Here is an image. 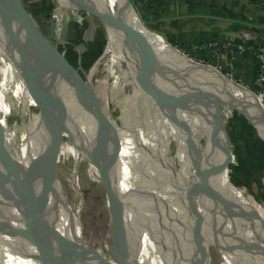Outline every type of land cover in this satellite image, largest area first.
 <instances>
[{
    "label": "bare ground",
    "instance_id": "bare-ground-1",
    "mask_svg": "<svg viewBox=\"0 0 264 264\" xmlns=\"http://www.w3.org/2000/svg\"><path fill=\"white\" fill-rule=\"evenodd\" d=\"M92 1L101 10L114 12L135 35L144 39L143 48L157 57L162 68L161 72L150 77L152 87L140 84L137 53L128 48L122 32L106 28L107 49L98 71L103 67L109 73L110 130L122 141V151L117 152V164L111 171L106 168L107 164L95 161L91 143L95 139V117L79 101L68 78H58L55 85L56 91L65 90L71 98V101H65L68 121L63 122L67 130L55 125L54 118L45 110L49 100L48 87L54 82L53 69L43 63L38 49L33 58L35 65L39 64L38 68L29 60H23L25 51L21 42L25 44V34L18 26L15 11L0 0V174H6L8 168L17 172L37 206L45 209L50 222L81 248L79 252L83 257L79 264L110 263L84 255L85 237L78 210L69 203L60 180L52 175L53 172L39 171V164L53 169L59 155L72 156L76 163L85 159L100 176L110 175L116 180L120 196L110 194L115 205L111 215L128 264H189L194 259L189 241L192 240L196 218L187 216L184 202L196 210L198 219L203 213L210 217L211 212L205 210L212 207L213 189L224 196V201L214 209V217H219L223 223L222 215L228 205L234 214L231 229L233 232L236 229L239 239L246 241V246L255 252L252 260L239 253L240 262L263 264L264 226L255 217L257 215L231 199L229 163L223 172L209 175V186L205 183L206 170L227 159L211 141L210 109L205 106L208 98L202 100L201 96H207L213 89L221 90L222 109H226L223 111L225 125L231 122L230 113L239 110L257 127L264 129L262 99L227 77L218 75V79L211 71L195 70L189 59L139 18L129 0ZM44 66H48V70ZM42 71L49 72L52 82ZM94 84L102 85V78L97 77ZM155 86L168 87L156 90ZM61 93L59 95L64 99L66 93ZM251 105L256 107L253 109L256 119ZM73 122L81 129L74 127ZM91 124L94 128L89 133ZM179 145L182 147L181 168L174 162L177 150L180 151ZM177 172H181V176L175 178L177 183H173ZM74 187L79 188L76 180ZM144 189L160 206L169 202L170 217H178L185 226L178 233L169 227V232L177 236L176 241L165 238L160 226L163 224L160 222L162 210L155 209L151 196ZM163 191L168 195L161 194ZM45 195L48 196L44 202ZM4 197H9L15 211L0 213V264H50L51 261L65 264L58 260L61 256L56 250L55 233L48 228L33 231L36 234L41 232L39 243L34 247L23 235L20 251L14 258L10 255V248L19 235L14 228L22 229L23 225L14 190L8 182H0V203ZM126 197L129 202H126ZM133 231H137L134 248L131 246L134 243ZM213 235L212 219L203 231L205 248L209 252ZM224 245L225 249L230 248V244ZM173 246L178 256L173 255ZM44 247L47 250L46 262L43 260ZM218 255L219 248L209 253V264H215L213 259ZM222 257L224 264H235L231 255Z\"/></svg>",
    "mask_w": 264,
    "mask_h": 264
},
{
    "label": "water",
    "instance_id": "water-1",
    "mask_svg": "<svg viewBox=\"0 0 264 264\" xmlns=\"http://www.w3.org/2000/svg\"><path fill=\"white\" fill-rule=\"evenodd\" d=\"M67 1L69 2L70 6L81 8L97 17L104 24L105 29L107 27H111L122 32L128 48L132 49L133 52H136L138 56L139 63L137 79L139 83L148 88L152 87L150 84V77L154 73L161 72L162 68L159 66L157 57L154 54H151L148 49L143 48L145 47L143 43H145L146 41L144 39H141L140 36L138 37L137 35H135V33H133L114 12L101 10L92 0H72L75 3H72L70 0ZM3 2L6 5H9L18 13L19 18L22 22V29L25 32L24 42L26 47L30 49L40 50L43 56V63L49 65L53 69L52 76L54 77V82L48 87L49 100L48 106L45 108V110H47L49 114L54 118L55 125H58L61 129L67 130V125L63 121H68V109L65 100L59 95L58 91H56L55 85L56 81L60 77L64 78L65 80L69 78L71 81H73V83L75 84L74 87L76 89L77 98L82 103V105L86 107V109L95 117L96 120L94 139L96 148L92 151L95 161L97 163L107 164L106 168L113 171L115 167V159L119 160L117 152L122 151V141L118 136L111 133L110 119L103 112L101 102L99 101L97 93L94 89L93 82H90L89 78L83 70L75 68L59 51V49L49 42V40L39 29L35 19L33 18V15L28 10L23 0H3ZM129 4L133 7L131 0H129ZM24 51L26 53L24 52L23 60L25 62L29 60V62L35 65L32 56L29 55V51ZM186 58L191 61L190 58ZM191 63L193 62L191 61ZM193 64L196 67L195 70H208L213 72V75L215 77H217L218 79L220 78L218 77V75H221L220 72L213 66L207 64ZM47 73L49 74L48 71ZM188 73L189 72H187V74ZM215 86L216 88L219 87L217 81L215 82ZM221 94V90L213 89L210 93L207 94V96L203 94L201 98L202 100H204L205 97L206 99L208 98L205 106L206 108L210 109L209 120L212 124L211 141L221 153L225 152L228 154L229 151L226 148V144L224 145L222 141V134L224 135V132L227 129L225 127L222 116ZM232 157L233 156H230L227 161L222 159L220 163L206 170L205 183L208 186L209 175H211L212 173L217 174L223 172L227 168L228 163L232 161ZM60 158L61 155L58 156L57 163L55 164L53 169L45 167L44 164H39V171L44 170L45 172L50 174L53 172L52 175L57 177V167L58 163L60 162ZM100 178L105 188L107 201L110 194H116L120 196V193L118 191V184L112 176H100ZM0 182H8L11 184L14 190L16 202L18 203L21 211L20 213L23 229L14 228V232L28 237L30 245L34 247L39 243L41 232L38 231V234H36L33 231L38 229H41L43 231L44 228L51 229L55 233V245L57 246L56 250L60 253L61 256L60 258H58L59 262H64L65 264H79L83 257V254L79 252V249L81 248L74 242L69 240V238L64 234L59 232L58 228L52 222H50L45 209L39 208L37 206L27 186L19 178L17 172L15 170L13 171L11 168H8V172L6 174H0ZM144 191L148 193L151 198H153V195L148 190L144 189ZM161 194L168 195L166 191L161 192ZM47 196L48 195L44 196V202L47 201ZM155 197L158 196L155 195ZM211 198V201L213 202L212 207L210 208V210H205L206 212H211L210 217L203 213L202 218L199 219L197 217L198 214L196 210L191 206V204L187 203V201L184 202V206L188 213L187 216H189V218H196L194 224V233L192 235V240L195 247L193 249L194 259H191L189 264L207 263L209 253L207 250L208 248H205V238L203 236V231L214 218V209L216 205L224 201L223 194L217 189H213ZM161 207L162 213L160 222L163 223L161 224V228L163 229L166 238H169L171 242H174L177 240V236L172 232H169L170 226L167 223L171 214L170 204L169 202H165V204H162ZM226 209L227 211L232 213V211L229 210L230 208L228 207V205H226ZM108 210L111 221V237L113 247L114 249H118L120 253L117 261L120 264H128L123 244L117 238L116 231L111 220L109 202ZM88 248L82 249L84 251H88V253H95L97 259L100 262L104 261L106 263L112 264V262L104 257L97 249L91 247V245ZM50 264L54 263L51 261Z\"/></svg>",
    "mask_w": 264,
    "mask_h": 264
},
{
    "label": "rangeland",
    "instance_id": "rangeland-1",
    "mask_svg": "<svg viewBox=\"0 0 264 264\" xmlns=\"http://www.w3.org/2000/svg\"><path fill=\"white\" fill-rule=\"evenodd\" d=\"M24 1H25V4L27 5V7L29 8V10H31L33 12V15H35V17L38 18L40 25L44 28H45V26L47 27L45 29H46L48 39L53 43H57L56 42L57 39L55 38V36L52 32V30L54 28V24H57L56 23L57 17L54 16L55 14H57V12H56V0H50L49 3H47V4H46V2H42V1H39V3H38L37 0H24ZM131 2L133 4L136 2V0H131ZM50 4H52V6H51V19H49V17H48L49 16L48 15L49 10H50L49 9ZM133 8L135 9V11L137 12V14L139 15V17L142 20L141 13L135 7V4H133ZM40 9H43V10L45 9L46 15L43 16V19H42V17L40 18L39 14H38V10L40 11ZM63 11L66 12L65 8ZM60 13H62V11H59L57 16H60ZM15 15L18 19L19 27L20 26L22 27V22L19 18V15L17 14V12L15 13ZM85 18L90 23V25L88 24L89 28H87L88 26L84 23V28H86V31L84 30V32H82L80 30V33H79V30H77L74 26H72L73 22L72 23L70 22L66 26L65 31L63 30L62 37L65 38V41H66L65 44L71 45L74 49L75 54H72L73 62L78 63V60H79L78 65L81 66V68H83L82 70L86 71L87 74L89 73V79H91L95 83V81L97 80V77L102 78L103 83H105V85H104V87H102V90H101L102 92L100 94L103 96V99H104L103 103L105 102V106L108 109V117H110V104H109V93H108L109 92V83H110L109 73L103 67H100V71H98V69L95 70V67L98 66V68H99V66L101 65V62H102V60L105 56V53H106V49H107V45L105 46V42L107 39L106 29H105L104 24L99 19L95 18L93 15L87 14V15H85ZM65 19H66V15L64 14V16L61 19V23L59 25L57 24V26H59V27L62 26L65 22ZM97 28H98V33L96 30ZM19 32H20V30L18 31V33ZM23 33L25 34L24 30H23ZM230 40L239 41V42H243L246 44H254L252 41H246V40H241V39L240 40L229 39V40H226L224 43H221L219 45L223 46V45L227 44ZM20 42H21V40H20ZM212 43H216V42H212ZM210 44L208 45V47L213 49L212 48L213 46ZM21 45L23 46V49L28 50L29 55L32 56V58H34V55L36 53V49L27 48L26 45L22 42H21ZM219 45L217 43V45H215V46H219ZM254 45H256V44H254ZM172 46L175 47L177 50H179L184 56L190 58L193 63L207 64V65L213 66L214 68H216L220 72V74L222 76L233 80L238 85H241L243 87H247V89H249L256 97H258V96L260 97L259 93L261 92V87L258 84L259 62L256 59L254 53L251 52V49H246L244 47V48H242V50H237L236 52H227V51H224L223 49L218 50V48L215 47L213 49V52L215 53L214 56H216L217 60L214 61V63H211L210 60H208L206 57H201V56L199 57L197 54L187 52L178 46H174V45H172ZM256 46H260V45L257 44ZM203 48H204V46L202 45L201 49H203ZM84 50H87L88 52H90L89 56H92V58H93V61L91 63L89 62L90 65H88V67L85 66L83 60L81 59L82 58L81 52L83 53ZM102 52H103V56H102L99 64L96 65L97 60L100 57ZM77 53L80 56V59H78L79 58L78 55H77V57H75V55ZM246 54L253 55L255 60L258 63V75L256 78V86L255 85L253 86V85L245 82V80L242 77L235 76L236 73L234 71V68H235V62L237 60V56L238 55H246ZM223 57H225V59ZM35 66L38 68L39 64H37ZM44 69L48 70V66H44ZM42 72L50 80V82H52V79L49 77V74L45 73L44 71H42ZM97 73H98V76H97ZM68 80H69L70 84L73 85V88L75 89V87H74L75 84L73 83V81H71L69 78H68ZM99 86H100L99 84H96L94 86V89L96 88L98 91ZM166 87H168V86H166ZM166 87L159 88V87L155 86L156 90L165 89ZM60 91L64 92L65 90H63V91L59 90L58 91L59 94L61 93ZM75 91H76V89H75ZM64 93H66V95H64V100L65 101H68V100L71 101L69 94L66 91ZM64 93H61V94H64ZM97 96H98V94H97ZM184 100L185 99H183V102L181 104L182 106H183ZM262 102H263L262 103V108H263L262 112H263V117H264V100ZM101 106H102V104H101ZM255 108H256L255 106L251 105V111L253 113L254 119H256V113L253 112V109H255ZM225 110H226L225 108L222 109V116L223 117H224L223 111H225ZM230 114H231L230 115L231 122L226 123V125H225L226 129H228L229 131L231 130V132H233L235 130L236 122L234 121L235 120L234 118L237 117V115H238L237 118L247 119V121H249V123L255 127L258 135L264 141V137H263L264 136V129L260 126L257 127L254 123H252L249 120V117H247V115L245 113H242L241 111L237 110V111L232 112ZM93 120H94V122H96L95 119H93ZM73 123H74L73 124L74 127H76L79 130L81 129V127L78 124H76L75 122H73ZM91 128H94V124H91L89 126V133H90ZM76 137H80V135L76 134ZM91 143H93V145H92V151H93L96 148L95 140ZM223 144L224 145L226 144V140L224 138V135H223ZM154 148L156 149V146ZM179 149H180V151L177 150L176 160H174V162H176V167L179 166L181 168V165H183V163H181V161H180V160H182V147L180 145H179ZM232 155H233V159L231 162H229V165H228V168H229L228 178L232 184V191H236L237 194H239V196H240L239 199L243 200V202L249 201L251 203V209H252L253 215L254 216L257 215L255 217H257V219L261 223V225L264 226V221H263L264 220V168H263L264 161H263L262 166H261V175L259 174V177H257V175H256L257 174L256 170H253V175L250 178L247 175V173L242 171L241 168L237 169V171H238L237 174H239L240 181H241L238 183L234 180V175H235V171H236L235 165L237 162L236 156L233 154V152H229L228 154L225 153V156H226L225 158L227 159ZM112 158H114V157H112ZM114 162H115L114 163V166H115L117 164L118 160L115 159ZM237 168H238V166H237ZM259 172H260V170H259ZM179 175L181 176V172L176 173V176L174 177V179L172 181L173 183H177L175 178H177ZM57 177H59L58 179L61 182V186H62V182L65 183V187H66V193L65 194H66V196L69 195V198H70L69 203L73 207H75L76 210H78V214L81 218V225H82V218H83V221L85 224L84 225L85 229L88 232V235L92 237V238L90 237L91 243L96 244L97 245L96 249L104 257L106 256V258L109 259L112 262V264H120L117 261V258L120 255V253H119L118 249H114L113 243H111L112 237H111V234L109 231L110 230L109 229L110 215H109V210L107 209L108 208V201H107L106 192H105L103 182H102L98 172L94 168H92L85 159L76 163L72 156L63 157V155H61L60 162L58 163V167H57ZM75 180L79 184V188L74 187ZM191 190H192V192H194L193 188ZM239 190L241 191L240 193H239ZM243 192H244V195L242 194ZM108 199L111 202L109 204V208H110V213L112 214L114 209H115V205L113 204V200H112L111 195L108 196ZM152 200H153V203L156 207L155 209H157V208L162 209V207L156 202V200L154 198H152ZM126 202H129L127 197H126ZM105 214H108L107 219L105 217ZM222 216L224 217L222 219L223 223H221V221L219 220V217L213 218V231H214L213 236H214V238H213V240H211L213 245L211 247L212 249L210 248L211 252H209V250L207 249L208 253H213L215 248H219L220 255L214 257V259H213L214 263L215 264H224V259L222 256L225 257V255L229 254L235 259V264H242L240 262L241 261V259H240L241 255H239V253L244 254L245 259L247 258V259L252 260V258L255 257L254 256L255 252L246 246V241L244 242L241 239H239V237L237 236L239 232L236 229H235V232H233V230L231 229V227L233 226L231 220L233 221L234 214L229 212V211H226V213ZM111 220H112V215H111ZM167 223L169 224V226L172 229H174L176 231V233L182 231V228L185 227L181 223V221L178 219V217H176V216H173V217L169 216ZM96 226H99V234L98 233L97 234L101 235L102 238L100 236L96 235V231H95ZM162 231H163V229H162ZM132 233H133L132 237H135V240L133 241L134 243H131V246L134 248V244H135L136 238H137V231H133ZM163 234H164V232H163ZM164 236L166 238L165 234H164ZM129 240H130V238H129ZM91 243L85 239V241L83 243L84 248L86 249V248L90 247V245H91V247H95ZM226 243L230 244L229 249H225L224 244H226ZM239 243L242 245H240ZM189 245H190L189 248L193 251V246H194L193 240L189 241ZM43 250L45 251V247ZM88 250H89V248H88ZM172 252H173V255L178 256V252L175 251L174 246L172 248ZM242 252H244V253H242ZM83 253L85 256L92 255V257L94 259L98 260L95 253H90V252L88 253V251H84ZM206 264H209L208 260H207Z\"/></svg>",
    "mask_w": 264,
    "mask_h": 264
},
{
    "label": "crops",
    "instance_id": "crops-1",
    "mask_svg": "<svg viewBox=\"0 0 264 264\" xmlns=\"http://www.w3.org/2000/svg\"><path fill=\"white\" fill-rule=\"evenodd\" d=\"M37 1L38 3L42 1L47 4L50 0ZM70 1L75 3L72 0ZM23 2L25 4L24 0ZM133 4L141 13L143 22L150 29L162 34L170 44L178 46L187 52L197 54L199 57H206L211 63L217 60L213 49L208 47L212 42L221 44L229 39H241L252 41L256 45L264 44V0H136ZM62 5L63 9L65 8L66 10L64 12L66 15L65 22L60 27L54 24L52 30L57 43H53L48 39L45 29L47 27H42L38 18L33 15L27 5L26 7L49 42L56 46L75 68L82 70L83 68L78 65L79 60L78 63L73 62L72 54H75L74 49L71 45L65 44L66 41L62 35L63 30L65 31L66 26L70 22H73L72 26L79 30V33L80 30L82 32L86 31L84 23L87 26L90 23L85 18V15L90 13L81 8L70 6L67 0H63ZM51 6L52 4L49 5V19H51ZM38 14L43 19V16L46 15L45 9L38 10ZM96 30L98 33V28ZM202 45L204 46L203 49H201ZM103 52L98 58L96 65L99 64ZM89 53L87 50H84L83 53L81 52V59L86 67L90 65L89 62L93 61ZM77 55L78 53L75 57ZM223 58L225 59V57ZM78 59H80V56ZM97 69L98 66L95 67V70ZM234 71L236 73L235 76L242 77L245 82L256 86L258 63L253 55H238ZM71 86L73 87V85ZM237 117L234 118L236 122L235 130L231 132V130L227 129L224 132V138L226 140V148L229 152H233L237 158L234 180L239 183L241 182L240 176L237 174V169L239 168L247 173L250 178L253 175V170L257 171V177H259V174L261 175V166L264 161V141L247 119ZM9 210L15 211L14 205L9 197H4L0 203V213H5V211L8 212ZM20 238L21 234L18 235L10 248V255L13 258L20 251L19 247L15 245Z\"/></svg>",
    "mask_w": 264,
    "mask_h": 264
},
{
    "label": "built area",
    "instance_id": "built-area-1",
    "mask_svg": "<svg viewBox=\"0 0 264 264\" xmlns=\"http://www.w3.org/2000/svg\"><path fill=\"white\" fill-rule=\"evenodd\" d=\"M62 1L63 0H56V12L57 14H55L54 16L57 17V24L59 25L61 23V19L64 16V9H63V5H62ZM62 11V13H60V16L58 15V12ZM210 45H212L213 49L216 47L218 48V50L223 49L224 51L227 52H236L237 50H242V48H246V49H251V52L254 53L256 59L259 62V77H258V84L261 87V92L259 93L260 98L262 99V101L264 100V44L260 45V46H256L254 44H246L243 42H239V41H234V40H230L227 44L223 45V46H215L217 45V43H211ZM84 71V70H83ZM87 75V77L89 78V73L87 74L86 71H84ZM90 82H93L91 79H89ZM93 85L95 86L94 82Z\"/></svg>",
    "mask_w": 264,
    "mask_h": 264
},
{
    "label": "trees",
    "instance_id": "trees-1",
    "mask_svg": "<svg viewBox=\"0 0 264 264\" xmlns=\"http://www.w3.org/2000/svg\"><path fill=\"white\" fill-rule=\"evenodd\" d=\"M15 11V10H14ZM16 13V12H15ZM98 19V18H97ZM18 26H19V23H18ZM104 85H105V83H103L102 85H100L99 86V89H98V91H97V89L95 88V91H96V93L98 94V98H99V101L101 102V104H102V109H103V112L105 113V115L106 116H108V109H107V107L105 106V102L103 103V101H104V99H103V96L100 94L102 91V87H104ZM101 88V89H100ZM261 140V139H260ZM262 142V141H261ZM263 144V143H262ZM223 154H224V157H226L225 156V152H223ZM228 159V158H227ZM59 178V177H58ZM237 188V187H236ZM240 188V187H239ZM238 189V188H237ZM62 190H63V192L64 193H66V187H65V183L64 182H62ZM233 192V196H232V198L231 199H233V200H236V201H238L239 203H242V205H244L251 213H252V209H251V203L249 202V201H244L243 202V200H241V199H239V194H237V192L236 191H232ZM241 191L239 190V193H240ZM102 193V192H101ZM243 195H244V192L242 193ZM238 195V196H237ZM68 196V199L70 200V198H69V195H67ZM108 202H109V204L111 203L110 201H109V199H108ZM108 209V208H107ZM253 214V213H252ZM105 217H106V219H107V217H108V214H105ZM22 225V224H21ZM85 224H84V221H83V218H82V230H83V234H84V237H85V239L88 241V242H90L91 243V241H90V237L91 236H89L88 235V232L86 231V229H85V226H84ZM22 229H23V227H22ZM109 231H110V234H111V222L109 221ZM96 235H98L99 234V226H96ZM98 233V234H97ZM22 234H21V238H20V240H19V242H17L15 245H16V247H19V249L21 248V245H22ZM98 236H100L101 238H102V236L101 235H98ZM92 238V237H91ZM135 240V238L133 237L132 238V241H134ZM111 243H113L112 242V238H111ZM93 246H95L94 248L96 249L97 248V245L96 244H94V243H91ZM11 254V253H10ZM46 254H47V250H46V248H45V251L43 250V260H45V262L48 260L47 259V256H46Z\"/></svg>",
    "mask_w": 264,
    "mask_h": 264
}]
</instances>
